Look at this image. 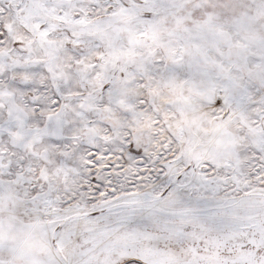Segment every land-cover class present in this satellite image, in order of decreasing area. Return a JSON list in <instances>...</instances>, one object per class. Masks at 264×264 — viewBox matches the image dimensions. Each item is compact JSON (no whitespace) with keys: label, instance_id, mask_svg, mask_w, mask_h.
Listing matches in <instances>:
<instances>
[{"label":"snow or ice","instance_id":"obj_1","mask_svg":"<svg viewBox=\"0 0 264 264\" xmlns=\"http://www.w3.org/2000/svg\"><path fill=\"white\" fill-rule=\"evenodd\" d=\"M0 264H264V0H0Z\"/></svg>","mask_w":264,"mask_h":264}]
</instances>
